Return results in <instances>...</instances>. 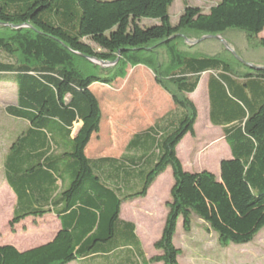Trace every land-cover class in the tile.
Returning a JSON list of instances; mask_svg holds the SVG:
<instances>
[{
    "label": "trees",
    "instance_id": "16d2710c",
    "mask_svg": "<svg viewBox=\"0 0 264 264\" xmlns=\"http://www.w3.org/2000/svg\"><path fill=\"white\" fill-rule=\"evenodd\" d=\"M173 4L0 0V83L17 86V106L7 112L29 125L6 162L18 197L9 227L15 233L25 220L51 213L62 225L51 243L27 252L0 246V264H84L108 256L109 263L145 264L135 227L121 220V210L146 198L168 169L175 184L155 244L159 255L149 264H181L179 222L188 233L200 220L222 248L249 245L264 230V62L240 63L231 53L234 62L190 57L201 43L190 42L231 31L264 49V0H222L208 11L186 4L177 25ZM140 66L174 109L135 134L120 158H89L103 121L92 87H113ZM204 74L210 123L222 128L232 155L219 177L186 172L177 155L185 137L195 135L199 111L191 96ZM58 182L60 193L49 199Z\"/></svg>",
    "mask_w": 264,
    "mask_h": 264
},
{
    "label": "rangeland",
    "instance_id": "374dc122",
    "mask_svg": "<svg viewBox=\"0 0 264 264\" xmlns=\"http://www.w3.org/2000/svg\"><path fill=\"white\" fill-rule=\"evenodd\" d=\"M222 0H174L170 15L173 25H177L186 4L199 6L206 11L215 6ZM152 25L155 21H145ZM264 36V34L262 35ZM219 39L202 38L200 44L192 49L190 57L193 58H213L221 55L224 59L230 58V54L237 62H248L260 64L264 62V49H253L245 37L240 32L231 31ZM201 39V40H202ZM227 47L230 48L228 50ZM226 50V52L224 51ZM112 65L105 64L109 68ZM208 75L204 74L201 85L195 96L192 98L199 110V119L196 124L194 136L190 134L185 137L178 148V156L184 162L186 171L198 172V167L209 168L211 172L218 171V161L215 158L222 148L229 147L226 141L213 143L217 138H213L216 133H220L215 127H211L208 122ZM4 85V84H3ZM6 86V85H4ZM101 97L102 108L104 111L101 131L94 136L89 147V154L93 156L105 155L106 151H112V155H119L125 147L129 136L151 123L156 117L170 109L173 101L155 83L152 72L145 67L130 68L125 79L118 80L113 87H97ZM169 97L165 100L164 94ZM8 97L14 95L9 92ZM0 100H3L0 97ZM174 107V104H173ZM157 111H159L157 113ZM0 116L2 112L0 110ZM11 118L1 120V125L6 128L11 125ZM221 136V133H220ZM224 154V153H222ZM194 166V169H189ZM171 175L166 177L162 183L152 192L143 203L139 204L141 223L153 222L152 232L147 235L150 240H155L161 236L165 228L168 217L166 199L171 195ZM163 223V225H162ZM16 238L19 242H24L25 236L18 234ZM216 234L209 231L199 230L192 239L186 236L184 229L181 228L176 239V245L181 250L180 261L182 264H264V230L257 236L256 240L249 245L222 248L217 243ZM5 239L4 242H6ZM202 241L204 247L197 248L192 245Z\"/></svg>",
    "mask_w": 264,
    "mask_h": 264
},
{
    "label": "crops",
    "instance_id": "0c3cea01",
    "mask_svg": "<svg viewBox=\"0 0 264 264\" xmlns=\"http://www.w3.org/2000/svg\"><path fill=\"white\" fill-rule=\"evenodd\" d=\"M195 7H199V6H195ZM200 8H202V7H200ZM184 9H185V7H184ZM202 9H204V8H202ZM208 79H209V75H208ZM208 79L206 82L207 83V89H208ZM201 82H202V79H201ZM201 82H200V85H201ZM3 84L6 86H4ZM97 87H100V88L101 87L110 88V87H104V86H100V85H94L92 87L94 94L97 96V98L99 99V101L101 103V97H100V94L98 93ZM9 92H13L14 95H11L10 97H8L7 94ZM163 94H164L163 98L165 100H169V97L167 95H165V93H163ZM194 96H195V94H193L191 96V98H193ZM0 97L3 99V100H0V110L2 112V116H0V246L9 245V246L16 248L19 252L22 253V252H27V251L32 250L34 248H38V247H41V246H44V245L51 243L55 239L57 234L60 232V230L62 229V225H61V222H60L58 216L55 213H51V214L44 216L43 218H39V219L29 218V219L25 220L23 223H21L20 225H18L15 228V233H12L10 230L9 224L13 219L14 211H15V208L18 204V197H17L14 189L11 187V185L9 184V182L7 180L6 162L9 159L11 153L13 152V149L15 148V143L19 139L22 138V136L25 134V131L28 129L29 125L27 123H25V121L17 119L15 117L11 116L7 112V109L9 107H16L17 106V86L15 84H13V83H0ZM101 107H102V103H101ZM173 109H174V107H173V103H172L170 109L167 110L165 113L156 117L151 123H149L143 129H140V130L133 132L129 136V138L127 139L125 147L123 148L122 152L119 155H112V153H111L112 151L109 150V151H106L105 155L93 156L92 154L91 155L89 154V147H90V145H89L87 152H86L87 156L89 158H92V159L120 158L125 153L128 143L130 142L131 138L135 134L142 132L144 130H147L148 128L153 126V124L158 119L164 117L166 114L171 112ZM102 111H103V108H102ZM158 112L159 111H157V113ZM209 113H210V105H209V97H208V113H207L208 117H207V119H208V122L210 123ZM103 116H104V111H103ZM5 118H11L12 119L11 125L9 127H6V128H4L1 125V120H4ZM210 126L212 127L213 125L211 124ZM79 127L80 126L77 127V130L79 129ZM213 127H215V126H213ZM215 128L219 129L218 131L221 133V136H220V133H218V134L216 133V135H214L213 138H217V139L213 143L225 141L222 128H220V127H215ZM195 132H196V129H195ZM93 138H92V140H93ZM92 140H91V142H92ZM177 151H178V149H177ZM222 153H224V154H222ZM222 153L219 152L217 155H215V158H217V161H218V171L211 172L209 170H204V169H209V168L198 167L197 168L198 172L207 171V172L213 173L215 176L219 177L221 174V170H220L221 163L225 160H229L232 158L230 148L228 151V149H226V147H223ZM177 155H178V152H177ZM181 163L184 167V170L186 171L187 168L185 167L184 162L182 160H181ZM188 168L194 169V166H192V167L189 166ZM186 172L196 173V172L191 171V170L186 171ZM170 175L172 177V181H171V191H172V188L175 184V181H174L172 170L168 169L162 176H160L158 178V180L155 182V184L150 189L146 198L135 200L132 202H127L122 206L121 220L126 222V223H130V224L134 225L135 234H136L137 240L140 243L143 262L145 264H149L148 263L149 260H151L153 257L159 255V253L155 250V244L161 239L163 233L161 234V236H158L155 240L154 239L150 240L151 238L147 237V235H150V233L152 232L151 228H152V226H154V223L153 222H149L147 224L141 223L140 212L142 211V209H141L139 204L143 203L148 197H150L152 192L159 186V184L162 183L163 180ZM55 188H57L58 191L55 193L53 192L50 195L49 199L52 196L54 198L56 195H58L60 193L61 188H62L61 182H58L56 184ZM166 201H167V203L171 201V195H170V197H168L166 199ZM194 222H195V227H193L190 232H188V233L185 232L186 236L192 237V239H190V240H193V238L196 236V234L198 233L199 230L206 231V229H204L202 227V222L200 220L195 219ZM162 225H163V223H162ZM181 228H183V226H182L181 222H179L178 230H177V236L175 238V245H176V239L178 237V234H179V231ZM20 233L22 234L21 236H25L24 242H22V241L19 242L18 240L16 242V238L19 236L18 234H20ZM211 233L214 235L213 232H211ZM215 237H216V235H215ZM5 239H7L6 242H4ZM216 240H217V238H216ZM192 246L193 247L196 246L197 248H201V247L205 246V243L202 241H198V243H196V245L193 244ZM176 247H177V245H176ZM112 258H113V256L112 257H109V256L108 257H96L95 258L96 261H94L92 259V261L88 260L84 264H114L112 262H110V263L108 262ZM180 258H181V256L179 257V262L181 263ZM105 262H107V263H105ZM117 262L115 264H117ZM73 264H78V263H73ZM137 264H142V263H140V261L138 260Z\"/></svg>",
    "mask_w": 264,
    "mask_h": 264
},
{
    "label": "water",
    "instance_id": "95a60500",
    "mask_svg": "<svg viewBox=\"0 0 264 264\" xmlns=\"http://www.w3.org/2000/svg\"><path fill=\"white\" fill-rule=\"evenodd\" d=\"M206 39H219V37H207V38H205L204 40H206ZM203 39L202 40H200V41H198V42H190V45H196V44H198V43H200V42H202V41H204ZM223 43H224V45L226 46V48L228 49V50H230V48H228L227 47V44L223 41V40H221ZM253 69H255V67H253Z\"/></svg>",
    "mask_w": 264,
    "mask_h": 264
}]
</instances>
